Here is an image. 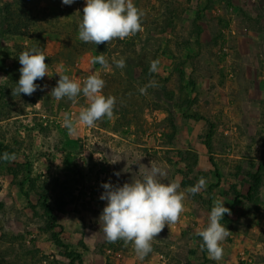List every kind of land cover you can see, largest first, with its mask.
I'll return each instance as SVG.
<instances>
[{"label": "rangeland", "instance_id": "1", "mask_svg": "<svg viewBox=\"0 0 264 264\" xmlns=\"http://www.w3.org/2000/svg\"><path fill=\"white\" fill-rule=\"evenodd\" d=\"M85 2L0 0V264H264V0H134L141 30L97 46L78 37ZM32 48L46 56L36 81L46 87L14 95L18 56ZM98 55L107 68L92 63ZM59 74L99 75L113 116L79 122L88 98L52 97ZM150 165L179 182L184 211L141 259L131 242L106 240L100 195L102 182L122 185ZM253 174L261 183L248 197ZM216 200L231 209L220 261L196 235Z\"/></svg>", "mask_w": 264, "mask_h": 264}, {"label": "clouds", "instance_id": "2", "mask_svg": "<svg viewBox=\"0 0 264 264\" xmlns=\"http://www.w3.org/2000/svg\"><path fill=\"white\" fill-rule=\"evenodd\" d=\"M61 3L72 5L75 0H61ZM142 16L143 12L135 6L134 0H86L78 24V37L81 41L96 46L114 39L123 40L141 30ZM18 59L21 65L20 77L12 93L31 96L38 89L43 90L46 86L36 81L42 80L48 74L46 56L37 48H32L23 51ZM92 63H98L105 68L109 66V61L103 55L94 57ZM113 63L121 69L126 66L124 59L115 60ZM157 64V61L151 62L149 70L156 72ZM104 86L105 81L99 75H91L81 84L68 75L59 74L57 84L49 94L57 101L63 98L74 100L80 94L87 97L89 103L80 110L78 120L90 127L102 118L110 119L114 114L115 97L105 96L102 91ZM141 91L145 89L142 88ZM63 126L70 133L75 130L69 115L65 116ZM7 158V153L0 156V159ZM120 160L110 162L116 163ZM140 166L141 164L139 169ZM114 174L119 176L120 172ZM166 176L167 172L163 168L150 165L146 166L140 178L122 185H114L111 181L102 182L104 191L100 199L107 203L99 216V223L108 242H131L141 259L151 252L153 239L166 224L177 222L184 211L185 194L179 191V182L166 181ZM205 186L206 181L201 178L189 191L195 194ZM225 213L231 215V209L225 205V201L216 200L208 216L207 225L196 232L202 241L201 248L206 249L209 259L215 261L222 259L221 242L230 235L228 227L221 223Z\"/></svg>", "mask_w": 264, "mask_h": 264}, {"label": "trees", "instance_id": "3", "mask_svg": "<svg viewBox=\"0 0 264 264\" xmlns=\"http://www.w3.org/2000/svg\"><path fill=\"white\" fill-rule=\"evenodd\" d=\"M254 182L251 187V192L248 194V197H254V195L257 193L258 185L261 183V177L259 174H253ZM237 201V199H236ZM56 244L60 247H62L68 257H72L71 255L74 254L71 250H69V247L67 244H65L61 239H56ZM72 264H75V257L71 258ZM113 264V263H110Z\"/></svg>", "mask_w": 264, "mask_h": 264}, {"label": "crops", "instance_id": "4", "mask_svg": "<svg viewBox=\"0 0 264 264\" xmlns=\"http://www.w3.org/2000/svg\"><path fill=\"white\" fill-rule=\"evenodd\" d=\"M37 101L40 102L39 99H38ZM26 115H31L32 117H34V116H36V115H40V114L37 113V112H29V114H26ZM16 117H19V116H16ZM29 117H30V116H29ZM30 120L32 121V119L29 118V121H30Z\"/></svg>", "mask_w": 264, "mask_h": 264}, {"label": "built area", "instance_id": "5", "mask_svg": "<svg viewBox=\"0 0 264 264\" xmlns=\"http://www.w3.org/2000/svg\"><path fill=\"white\" fill-rule=\"evenodd\" d=\"M242 253L245 255V251H243ZM243 259H247V260H249V261H252V259H251V258H250V259H248V256H245V257H243Z\"/></svg>", "mask_w": 264, "mask_h": 264}]
</instances>
